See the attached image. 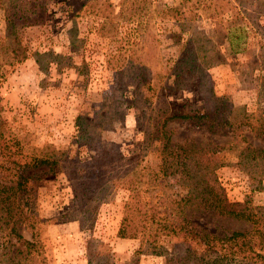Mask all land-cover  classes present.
I'll return each mask as SVG.
<instances>
[{"label":"rangeland","instance_id":"rangeland-1","mask_svg":"<svg viewBox=\"0 0 264 264\" xmlns=\"http://www.w3.org/2000/svg\"><path fill=\"white\" fill-rule=\"evenodd\" d=\"M6 18L13 22L11 29ZM231 19L241 22L235 33L245 34V50L231 52L220 37ZM252 22L264 32V0H0V39L16 38V51L25 54L0 79V119L33 146L52 144L84 153V139L74 141L75 117L95 120L96 114L110 115L108 128L86 126L93 137L88 152L106 151L111 142L122 154L113 163L128 159L154 171L160 141L140 128L145 124L153 132L152 122L162 111L196 117L217 105L234 116L244 110L264 117V33ZM206 39L214 42L221 61L189 79L184 88L167 85L173 77L163 71L170 72L174 60L188 49L201 54L209 49L207 42L202 45ZM155 75L160 82H153ZM147 80L149 89L142 86ZM198 122L178 118L166 125L175 142L219 143L221 148L210 159L224 197L262 205L264 191L259 186H264V176L259 179L236 164L242 147L262 146L257 133L241 130L243 125L212 133L204 129L202 118ZM168 180L174 189L183 188L178 177ZM32 195L44 264H88L90 237L108 246L109 264H165L164 255L136 252L137 239L116 237L128 191L116 187L96 205L90 231L59 215L71 199L62 173L36 183ZM208 220L202 216L200 222ZM233 224L224 223L240 226ZM18 230L29 239L26 229ZM163 245L171 256L182 250L175 239H164Z\"/></svg>","mask_w":264,"mask_h":264},{"label":"trees","instance_id":"trees-1","mask_svg":"<svg viewBox=\"0 0 264 264\" xmlns=\"http://www.w3.org/2000/svg\"><path fill=\"white\" fill-rule=\"evenodd\" d=\"M6 21L11 29L13 22L8 18ZM240 24L231 19L220 35L231 52L246 49L245 34L235 33ZM252 24L261 29L258 22ZM206 40L202 45L207 42L209 49L202 50V54L188 49L174 60L170 72L163 71L165 76L173 77L167 85L184 88L189 79L202 75L205 68L221 61L214 42ZM18 44L14 37L0 39V79L12 71L19 57H25L24 52L16 51ZM157 75L153 82L161 81ZM150 84L147 80L142 86L149 89ZM135 98L130 101L132 105ZM234 115L217 105L196 117L160 112L152 122L153 132H148L145 124L140 128L143 134H155L160 141L159 163L157 169L150 172L128 159L113 163L120 160L122 154L111 142L106 151L101 148L88 152L93 137L86 126L98 124L108 128L110 115L96 114L95 120L82 115L75 117L74 141L84 139L88 149L84 153L52 144L33 146L25 135L14 134L0 119V264H44L43 247L35 226L39 216L32 191L36 183L57 173L64 175L71 193L69 203L59 215L76 220L80 229L91 230L96 205L117 187L130 195L123 203L116 237L137 239L136 252L164 255L165 264H264V203L252 206L248 201H228L210 159L211 153L221 148L219 143L211 139L175 142L166 125L178 118L196 119V123L202 118V126L212 133L216 129L234 130L240 125H243L241 130L256 132L262 146L242 147L236 164L240 169L252 170L260 179L264 176V117L244 110ZM136 123L141 127L138 117ZM231 136L233 138L234 134ZM175 176L182 181L181 190L174 189L168 180ZM259 190L264 191V186L260 185ZM202 216L211 220L200 222ZM226 221L240 226H225ZM20 226L29 232V239L21 235ZM169 238L182 246L175 256L169 255L163 245V240ZM86 253L88 264H92V258L94 264H109L108 246L93 237L86 242Z\"/></svg>","mask_w":264,"mask_h":264}]
</instances>
